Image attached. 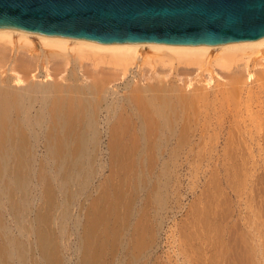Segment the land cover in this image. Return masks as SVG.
I'll use <instances>...</instances> for the list:
<instances>
[{
  "label": "bare ground",
  "instance_id": "obj_1",
  "mask_svg": "<svg viewBox=\"0 0 264 264\" xmlns=\"http://www.w3.org/2000/svg\"><path fill=\"white\" fill-rule=\"evenodd\" d=\"M181 70L200 85L168 76ZM3 72L0 264H149L179 177L207 172L184 263L264 264V36L102 44L0 28Z\"/></svg>",
  "mask_w": 264,
  "mask_h": 264
},
{
  "label": "water",
  "instance_id": "obj_2",
  "mask_svg": "<svg viewBox=\"0 0 264 264\" xmlns=\"http://www.w3.org/2000/svg\"><path fill=\"white\" fill-rule=\"evenodd\" d=\"M0 28L102 44H223L264 36V0H0Z\"/></svg>",
  "mask_w": 264,
  "mask_h": 264
},
{
  "label": "rangeland",
  "instance_id": "obj_3",
  "mask_svg": "<svg viewBox=\"0 0 264 264\" xmlns=\"http://www.w3.org/2000/svg\"><path fill=\"white\" fill-rule=\"evenodd\" d=\"M252 61L256 62L257 58L253 59ZM258 61H259V59H258ZM258 61L256 63H258ZM158 67H159V65L157 66V64H156L154 68H156L157 71L160 69L159 73L162 72L161 73L162 75H163V73L165 74V72L166 73L168 72V71H166L168 68L161 67V66L159 68ZM256 67H258V66H256ZM152 69H153V67H152ZM188 72H190V71H188ZM188 72L186 73V76H184V73L182 72V70H181V72L179 71L178 74L176 73L179 77L177 75L174 76L173 74H170L168 76L169 77H175V78L180 79V80L182 78L184 80V77H186V79L189 78L190 81L192 79H193V81H195L199 77L198 76L199 72H196V71H195V73L190 72L191 74ZM188 74H190V76H188ZM194 74H196V75H194ZM181 75H182V77H181ZM6 77H7V74L4 72L0 75V78H2V79H5ZM191 77H193V78H191ZM39 78H41V77H39ZM199 78L197 79L198 81L197 80L195 81L196 83H194L192 81L194 83V85H196V84L198 85V83H200ZM214 78H216L218 81ZM225 78H223L224 81H225ZM214 80H216L217 82L216 83L213 82ZM223 80H222L221 75H219V78L214 76L213 81H211V83H212L210 85L211 88L215 87V85H217L218 82H223ZM122 82L123 81H117L113 85L117 84V85H119V88H122V86H121V85H123ZM192 82H191V84H192V86H194ZM120 92H122V91H120ZM103 140L106 141V135L103 136ZM41 150H42V148L38 147V152ZM37 161H38V159H37ZM37 161L35 163L36 167L38 164L41 163L40 161H39L40 163H38ZM39 166L40 165H38V169H39ZM210 173L211 172H207L206 175L200 176L197 180L195 178L189 177L188 174H185V173L181 174V176L179 177L178 193L176 195L177 199H176V201L170 200V202L167 206V209L164 210V212H163V223H162V226H161L160 230L158 231L157 237L155 239V243H154V246L152 248L149 264H188V263H184V258L187 259V256H190L192 251H190L189 248H187V246H188L187 245V239L188 238H186V230H185L186 215L189 211L188 209H190L189 207H191L190 205L193 204L194 200H196V198H197V195H199L201 193V191L204 189L205 183L210 178ZM106 174L107 173L105 172V176H106ZM37 178H39V177H37ZM194 179L196 180L195 185H193L195 187L191 189L190 183H191V181L193 182ZM34 180H36V177ZM262 180H264V176H262ZM192 184H194V183H192ZM260 184H262V187H260V188H264V181H262V183L260 182ZM41 186H43V185H41ZM44 188H45V186L41 187L42 193L44 191L43 190ZM261 190H262L261 192L264 191V189H261ZM246 192H248V190ZM263 195L264 194H262V196ZM42 196H45V194H43V195L41 194V197ZM262 200L264 201V196L262 197ZM35 203L38 205L37 207L44 206V204L41 203L40 201H38V202L35 201L34 206H33L34 208L32 207L33 210H37V209H35V207H36ZM261 205L262 204H259V206H261ZM256 207H258V206H256ZM263 208H264V203H263ZM263 213H264V210H263ZM263 213H261V214H263ZM234 218H235V216H234ZM262 218H264V214L262 215L261 218H259L260 221L264 220ZM263 223L264 222H262V224ZM69 224H70V222H67L65 225L67 227V228L65 227V234L67 233L65 236L68 237V239H72L71 235L69 234L71 232V228H70L71 224L70 225ZM66 230H67V232H66ZM68 231H69V233H68ZM68 234H69V236H67ZM65 236L63 234V238L66 239V240H64V239L63 240L65 242H67V244H69L71 242V240H68ZM69 252L70 251L68 248L66 250L64 249V251H63V254H65L64 256H66V257L69 256ZM70 261H71V259H69V257H67L65 264H71Z\"/></svg>",
  "mask_w": 264,
  "mask_h": 264
}]
</instances>
